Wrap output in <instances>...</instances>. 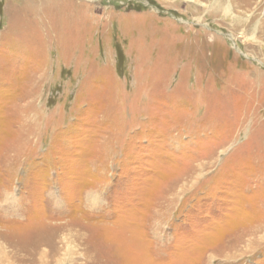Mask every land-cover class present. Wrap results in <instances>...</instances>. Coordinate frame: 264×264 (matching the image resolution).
<instances>
[{"label": "rangeland", "instance_id": "rangeland-1", "mask_svg": "<svg viewBox=\"0 0 264 264\" xmlns=\"http://www.w3.org/2000/svg\"><path fill=\"white\" fill-rule=\"evenodd\" d=\"M0 244L264 264V0H0Z\"/></svg>", "mask_w": 264, "mask_h": 264}, {"label": "bare ground", "instance_id": "bare-ground-1", "mask_svg": "<svg viewBox=\"0 0 264 264\" xmlns=\"http://www.w3.org/2000/svg\"><path fill=\"white\" fill-rule=\"evenodd\" d=\"M37 11H38V10H37ZM37 17H38V16H37ZM32 18H33V17H32ZM36 19H37V18H36ZM33 21H34V20H33ZM22 24H23V23L19 24V26H22ZM37 242H38V241H37ZM37 242H36V244H38ZM42 243H43V242H42ZM1 245H2V244H0V246H1ZM39 245H40V243H39ZM16 248H17V247H16ZM21 248H22V247H21ZM40 249H41V247H40ZM42 253H43V252H42ZM45 253H46V252H45ZM41 255H42V254H41ZM3 256H4L3 254H2V256H0V262H3L4 260H6V256H4V257H3ZM19 256H20V255H19ZM44 256H45V254H44ZM38 259H40V258H38ZM49 259H50V258H49ZM10 262H11V261H10ZM5 263H7V262H5ZM3 264H4V263H3ZM39 264H50V263H48V262H46L45 260L42 259L41 261L39 260Z\"/></svg>", "mask_w": 264, "mask_h": 264}]
</instances>
